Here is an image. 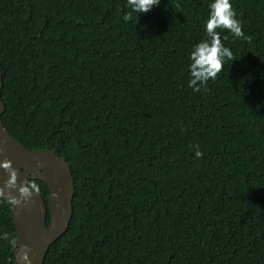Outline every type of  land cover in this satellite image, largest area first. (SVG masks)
Wrapping results in <instances>:
<instances>
[{"label": "trees", "instance_id": "1", "mask_svg": "<svg viewBox=\"0 0 264 264\" xmlns=\"http://www.w3.org/2000/svg\"><path fill=\"white\" fill-rule=\"evenodd\" d=\"M209 2L160 0L126 22V0H0L1 120L74 178L43 264H264V0H231L244 36L217 29L234 59L194 92ZM3 233L9 264L0 201Z\"/></svg>", "mask_w": 264, "mask_h": 264}, {"label": "water", "instance_id": "2", "mask_svg": "<svg viewBox=\"0 0 264 264\" xmlns=\"http://www.w3.org/2000/svg\"><path fill=\"white\" fill-rule=\"evenodd\" d=\"M1 88L0 70V161H11V167L16 170L15 186L5 189L4 194L19 197V186L30 177L48 187L47 201L38 192L19 205H11L17 237L11 249L14 261L10 258L9 264H43L50 245L66 231L72 216L73 173L65 156L56 150L29 149L10 134L1 120L4 111ZM7 178L8 173L0 167V189H4Z\"/></svg>", "mask_w": 264, "mask_h": 264}, {"label": "clouds", "instance_id": "3", "mask_svg": "<svg viewBox=\"0 0 264 264\" xmlns=\"http://www.w3.org/2000/svg\"><path fill=\"white\" fill-rule=\"evenodd\" d=\"M160 0H126L125 7L129 9L123 15V20L128 22L135 13V18L139 13L149 12L153 7L158 6ZM180 5L177 4L176 7ZM209 14L204 25L206 39L196 43L189 52L190 63L188 65V87L194 92H201L211 80L214 81L217 75L223 70L225 60L234 59L232 52L222 42L220 30H227L234 37H243L241 22L236 18V12L232 7L231 0H210ZM224 39H227L225 36ZM202 152L196 147L194 157L199 159ZM7 173L8 178L4 182V189H0V201H5L9 205H19L21 201H27L33 193L39 192V186L34 180H25L18 188L19 197L5 196V189H12L16 184V170L11 167V161H0ZM0 239H7V233L0 234Z\"/></svg>", "mask_w": 264, "mask_h": 264}]
</instances>
